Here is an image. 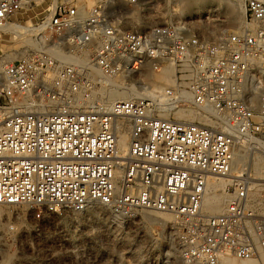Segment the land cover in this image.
<instances>
[{
    "label": "built area",
    "instance_id": "obj_1",
    "mask_svg": "<svg viewBox=\"0 0 264 264\" xmlns=\"http://www.w3.org/2000/svg\"><path fill=\"white\" fill-rule=\"evenodd\" d=\"M147 3L55 0L30 23L26 31L37 47L2 69L0 204L25 205L36 220L93 203L124 216L138 209L168 212L182 260L264 262V216L251 204L249 173L244 167L231 174V132L264 139V0L244 2V19L257 22L254 29L242 26L219 38L214 29L192 27L186 16L146 24L136 16ZM30 4L0 0V26ZM51 48L84 61L60 60ZM165 64L174 67L173 85L153 96L107 101L97 93L104 78L135 77L143 66L158 71ZM182 89L189 102L176 94ZM23 97L34 107L19 110ZM162 102L209 108L217 122L156 116ZM123 119L129 142L121 152ZM211 177L230 179L218 214L202 209Z\"/></svg>",
    "mask_w": 264,
    "mask_h": 264
},
{
    "label": "rangeland",
    "instance_id": "obj_2",
    "mask_svg": "<svg viewBox=\"0 0 264 264\" xmlns=\"http://www.w3.org/2000/svg\"><path fill=\"white\" fill-rule=\"evenodd\" d=\"M141 1L148 3L136 17L146 20V24L163 23L186 16L192 20L198 19V24L193 27L199 30L214 29L213 35L217 38L223 32L239 28L226 22L227 7L230 3L237 5L238 0H207L211 4L209 12L199 17L179 13V0ZM238 2L236 10L239 11L241 6L244 9L245 0ZM51 3L52 0H31V4L22 12L19 11L16 17L30 24L42 16ZM136 17L132 19L137 20ZM29 38L26 30L13 32L0 29V55L11 49L27 52ZM170 117L173 118V114ZM250 144H253V149L249 152L253 150V155L255 153L264 157L262 146L255 142ZM250 172L251 182L264 183L263 176H257L252 169ZM261 188L253 200V207L264 216L260 209L264 205V189ZM0 205L5 212H9L8 218L2 220L6 222L7 229H0V264H191L172 254V244H177L173 241L171 223L145 221L142 215H154L152 210L138 209L124 216L109 206L80 212L64 209L45 213L42 219L36 220L30 210L22 205ZM17 211L26 212L17 215Z\"/></svg>",
    "mask_w": 264,
    "mask_h": 264
},
{
    "label": "bare ground",
    "instance_id": "obj_3",
    "mask_svg": "<svg viewBox=\"0 0 264 264\" xmlns=\"http://www.w3.org/2000/svg\"><path fill=\"white\" fill-rule=\"evenodd\" d=\"M241 1V0H238ZM237 1V5L238 2ZM55 0H52L51 4H54ZM86 4H90L91 1H85ZM179 13L195 15V17H199L203 13H208V7L211 4L208 3L207 0H179ZM237 5L235 3H230L227 7V16L226 22L230 25H238V27L242 26H250L253 29L258 25L257 22H249L247 23L244 19V9L241 7L239 11L236 10ZM242 5V4H241ZM43 10V9H42ZM19 12V11H18ZM14 13L5 25L0 26V29H6L7 31L13 32H23L24 30H28V26L30 24H25L19 21ZM46 13V12H45ZM44 13V14H45ZM43 14V15H44ZM148 22V21H147ZM198 19L191 21V26H195L198 24ZM20 34V33H19ZM29 35V34H28ZM19 36V35H18ZM29 46L36 48V43L33 38L29 35ZM24 43V42H23ZM24 44H27L24 43ZM26 46V45H25ZM49 52L54 57L59 58L63 61H72V62H82L84 61V57L77 56L75 54H66L61 52L59 49L51 48ZM26 52L20 49L10 50L8 52H4L0 55V84L2 83V69L5 62L13 60L15 57H21ZM20 54V55H19ZM19 55V56H18ZM173 73L174 67L170 64H165L160 70L154 71L149 66H143L136 73V78L132 76V74L126 75L122 73H118L113 75L110 78H104V84L97 89V93L103 97L107 101L119 100V99H131V98H143L153 96L154 93L158 90H163L167 86L173 85ZM143 76H142V75ZM139 75V77H137ZM154 92V93H153ZM153 93V94H151ZM176 94H180L182 99L189 102L190 93L182 89L180 92L176 91ZM253 101H257L256 97H253ZM52 106V104H49ZM33 102L26 97H23L17 104V108L19 110H28L33 108ZM155 115L176 120V121H198L199 124L203 125H213L217 121L213 116L212 111L209 108H200L191 104H187L186 106H177L175 107L169 103H156L155 106ZM170 114H173V118L170 117ZM119 131H118V147L121 152H124L127 148L129 142V124L123 119L119 123ZM225 128H229L227 125ZM234 134V143L232 145V161H231V174H237L242 168L246 167L247 172L249 173V197L251 204H253V200L257 197L258 191L261 187H263L264 183L262 182H251V172L250 169L253 170L257 176L264 177V157L259 154L253 155V150L251 152L247 151V147L250 143H257L264 148V139L258 137H235V132H231ZM262 178V177H261ZM230 179L225 177L214 178L211 177L207 180L205 193L202 201V209L210 214H218L221 213L227 200L229 198V191L227 189ZM263 184V185H262ZM254 188V190H253ZM261 189H264L261 188ZM262 206V205H261ZM260 206V207H261ZM25 208H27L24 205ZM106 208V204L93 203L86 207V210H90V208ZM261 212L264 213V205L260 208ZM26 211H17V215H21ZM154 215H150L149 213H144L142 216L146 222L150 223L151 221H157L162 224H170L174 225L173 216L168 212L162 211H154ZM9 212H5V210L0 205V229H7L6 222H2L5 218H8ZM15 216V215H14ZM116 216V215H115ZM147 223V224H148ZM5 229V230H6ZM9 229V228H8ZM178 252H177V251ZM172 254L174 256L180 257L178 245H173L171 247ZM178 253V254H177ZM226 264H263L262 258H249V259H239L234 256H228L225 259Z\"/></svg>",
    "mask_w": 264,
    "mask_h": 264
}]
</instances>
